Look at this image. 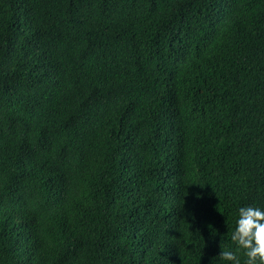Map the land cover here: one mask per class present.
Wrapping results in <instances>:
<instances>
[{
    "label": "trees",
    "instance_id": "obj_1",
    "mask_svg": "<svg viewBox=\"0 0 264 264\" xmlns=\"http://www.w3.org/2000/svg\"><path fill=\"white\" fill-rule=\"evenodd\" d=\"M264 210V0H0V264H232Z\"/></svg>",
    "mask_w": 264,
    "mask_h": 264
},
{
    "label": "clouds",
    "instance_id": "obj_2",
    "mask_svg": "<svg viewBox=\"0 0 264 264\" xmlns=\"http://www.w3.org/2000/svg\"><path fill=\"white\" fill-rule=\"evenodd\" d=\"M231 240L237 251H243L244 264H264V210L253 206L240 207ZM219 256L224 261L240 264L237 252L224 250Z\"/></svg>",
    "mask_w": 264,
    "mask_h": 264
}]
</instances>
